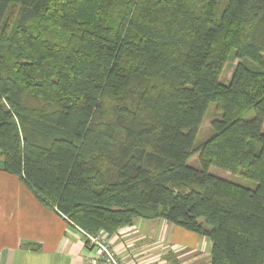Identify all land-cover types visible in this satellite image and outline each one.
<instances>
[{"label":"trees","instance_id":"1","mask_svg":"<svg viewBox=\"0 0 264 264\" xmlns=\"http://www.w3.org/2000/svg\"><path fill=\"white\" fill-rule=\"evenodd\" d=\"M0 168L85 233L163 218L264 264V0H0Z\"/></svg>","mask_w":264,"mask_h":264},{"label":"crops","instance_id":"2","mask_svg":"<svg viewBox=\"0 0 264 264\" xmlns=\"http://www.w3.org/2000/svg\"><path fill=\"white\" fill-rule=\"evenodd\" d=\"M109 240L118 264L211 261V238L163 218H137ZM87 250L80 232L64 216L19 176L0 168V264H89ZM96 264L111 263L102 258Z\"/></svg>","mask_w":264,"mask_h":264},{"label":"rangeland","instance_id":"3","mask_svg":"<svg viewBox=\"0 0 264 264\" xmlns=\"http://www.w3.org/2000/svg\"><path fill=\"white\" fill-rule=\"evenodd\" d=\"M238 60L229 58L222 70V75L221 78L223 81L229 83L230 79L232 77L233 71L235 69V66L237 65ZM220 115L219 110L217 109V106L215 103H212L210 105V108L206 114V117L204 119V122L202 123L199 133H198V138H197V143H201L205 139H207L211 133L213 132V126L212 123L216 117ZM198 157L194 156L191 160L190 163L195 164L198 163ZM210 171L214 174L220 175V176H225V177H231L235 181L245 185V186H251L254 187L256 182L247 178H244L240 175L232 174L228 171H225L223 169L217 168L215 166L211 167Z\"/></svg>","mask_w":264,"mask_h":264},{"label":"built area","instance_id":"4","mask_svg":"<svg viewBox=\"0 0 264 264\" xmlns=\"http://www.w3.org/2000/svg\"><path fill=\"white\" fill-rule=\"evenodd\" d=\"M78 231L82 236L85 246L88 248L87 259L89 264H96V261L102 258L111 264H118L115 251L109 240V234L104 229H100L96 234H88L81 230Z\"/></svg>","mask_w":264,"mask_h":264}]
</instances>
